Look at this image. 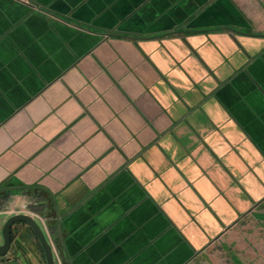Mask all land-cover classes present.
I'll list each match as a JSON object with an SVG mask.
<instances>
[{"label":"crops","instance_id":"crops-1","mask_svg":"<svg viewBox=\"0 0 264 264\" xmlns=\"http://www.w3.org/2000/svg\"><path fill=\"white\" fill-rule=\"evenodd\" d=\"M3 193L55 264L203 257L264 205V0H0Z\"/></svg>","mask_w":264,"mask_h":264},{"label":"rangeland","instance_id":"rangeland-1","mask_svg":"<svg viewBox=\"0 0 264 264\" xmlns=\"http://www.w3.org/2000/svg\"><path fill=\"white\" fill-rule=\"evenodd\" d=\"M15 198L0 194V245L2 244L1 228L10 215L26 213L34 215L39 205L20 199L17 204ZM12 239L9 251L0 260L14 258L16 263L22 261V255L45 259L40 243L26 223L17 222L12 225ZM193 264H264V205L257 209L253 216L237 225L230 234L225 236L217 245L210 247L203 257L195 260Z\"/></svg>","mask_w":264,"mask_h":264},{"label":"water","instance_id":"water-1","mask_svg":"<svg viewBox=\"0 0 264 264\" xmlns=\"http://www.w3.org/2000/svg\"><path fill=\"white\" fill-rule=\"evenodd\" d=\"M8 219L5 221L4 226L1 228L2 235V244L0 245V256L3 257L9 251L11 246L12 239V225L17 224V222L26 223L27 227L30 230H33L35 235L37 236V240L41 245L43 255L46 257V264H55L54 256L52 253V246L50 242L46 239V235L43 230L40 229L38 221L32 217V215H28L26 213H17L15 215H10L7 217Z\"/></svg>","mask_w":264,"mask_h":264}]
</instances>
